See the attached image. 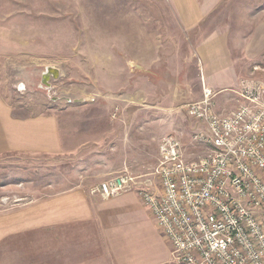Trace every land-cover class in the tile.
I'll return each mask as SVG.
<instances>
[{
	"label": "rangeland",
	"instance_id": "374dc122",
	"mask_svg": "<svg viewBox=\"0 0 264 264\" xmlns=\"http://www.w3.org/2000/svg\"><path fill=\"white\" fill-rule=\"evenodd\" d=\"M180 3L0 0V97L21 115H53L61 136L56 153L0 155V215L73 189L92 196L124 172L149 174L166 135L186 158L203 153L182 108L201 99L207 76L195 46L220 30L236 69L252 77L254 65L264 69V0H228L194 28L180 22ZM47 66L60 71L49 90L40 82ZM144 209L153 222L137 238L145 264H178ZM105 252L99 234L69 226L0 236V264H112Z\"/></svg>",
	"mask_w": 264,
	"mask_h": 264
},
{
	"label": "built area",
	"instance_id": "2783aa9c",
	"mask_svg": "<svg viewBox=\"0 0 264 264\" xmlns=\"http://www.w3.org/2000/svg\"><path fill=\"white\" fill-rule=\"evenodd\" d=\"M238 89L245 104L225 114L204 82L201 99L182 107L201 155L186 158L166 135L149 174L124 172L91 191L136 193L178 264H264V82L244 79Z\"/></svg>",
	"mask_w": 264,
	"mask_h": 264
},
{
	"label": "crops",
	"instance_id": "0c3cea01",
	"mask_svg": "<svg viewBox=\"0 0 264 264\" xmlns=\"http://www.w3.org/2000/svg\"><path fill=\"white\" fill-rule=\"evenodd\" d=\"M180 3V22L189 27L204 23L228 0H184ZM227 37L220 30L214 31L195 46L201 69L208 76L202 80L215 94L218 114H225L245 104L238 95L241 80L254 79L264 82V69L254 65L252 77H244L234 65ZM248 54L244 63L248 67ZM247 60V61H246ZM198 65L197 68L200 69ZM258 67V71L253 68ZM249 71V70H247ZM221 74H229L222 78ZM210 75L219 76L220 84L210 80ZM215 76V77H216ZM264 76V74H263ZM202 92V83H201ZM201 93L198 95V98ZM230 105V106H232ZM185 116V115H184ZM186 117V116H185ZM187 119V118H186ZM188 120V119H187ZM58 126L53 115L48 113L21 115L18 108L11 107L0 97V155L10 153H56L61 150ZM106 180V179H105ZM14 210L0 215V236L8 233L26 232L42 228L69 226L99 234L105 254L112 264H145L137 245L142 223L150 222L141 218L144 206L134 192H126L110 199L90 195L82 188L38 200L30 204H16Z\"/></svg>",
	"mask_w": 264,
	"mask_h": 264
},
{
	"label": "water",
	"instance_id": "95a60500",
	"mask_svg": "<svg viewBox=\"0 0 264 264\" xmlns=\"http://www.w3.org/2000/svg\"><path fill=\"white\" fill-rule=\"evenodd\" d=\"M60 77V71L59 69L51 66H47L44 68V71L41 74V86H44L46 90H49L51 88V81H56ZM67 102H74V103H82L84 100H71L66 99Z\"/></svg>",
	"mask_w": 264,
	"mask_h": 264
}]
</instances>
